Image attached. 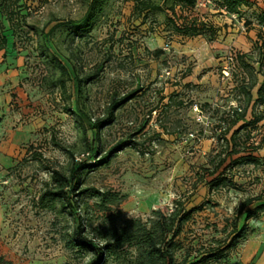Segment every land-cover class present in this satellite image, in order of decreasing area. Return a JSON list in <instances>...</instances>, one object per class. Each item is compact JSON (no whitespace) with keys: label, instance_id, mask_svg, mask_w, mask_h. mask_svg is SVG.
I'll list each match as a JSON object with an SVG mask.
<instances>
[{"label":"rangeland","instance_id":"rangeland-1","mask_svg":"<svg viewBox=\"0 0 264 264\" xmlns=\"http://www.w3.org/2000/svg\"><path fill=\"white\" fill-rule=\"evenodd\" d=\"M252 1L255 6L246 14L254 19L262 8ZM87 2L20 0L26 23L14 33L2 17L8 43L0 51V264H64L73 257L66 247L71 216L60 205L44 208L39 199L51 187V172L67 169L71 152L80 160L90 157L83 155L90 135L66 110L71 81L65 94L51 84L58 71L40 55L41 44L31 28L42 29L51 21L48 31L59 21L78 20ZM132 7L131 2L112 0L82 35L58 29L50 38L49 55L60 59L71 74L72 62L81 76L100 71L97 79L84 84L82 104L94 119L103 116L114 94L122 95L138 83L143 86L144 91L117 112L116 121L101 131L93 156L101 157L129 135L139 147L126 148L108 165L85 175L84 187L119 193L124 198L117 209L123 217L143 221L156 209L170 213L176 200L185 201L188 208L206 201V209L193 216L180 236L184 249H193L195 255L220 245L245 199L264 196V168L253 165L227 171L234 186L208 190L202 182L194 188L223 148L221 119L237 106L234 87L241 77L238 65H230L229 54L252 53L257 37L244 27V18L219 12L211 0H200L192 15L216 27L215 36L174 33L171 19H183L170 12L134 18ZM156 49L163 54L157 56ZM263 80L259 76V83ZM253 115L264 117V104L251 106L247 118ZM247 131L250 138L243 142ZM240 135L249 153L264 139V120ZM254 154L264 156V144ZM245 217L246 212L239 227ZM262 218L264 214L248 222V238ZM243 244L219 264L236 262Z\"/></svg>","mask_w":264,"mask_h":264},{"label":"trees","instance_id":"trees-1","mask_svg":"<svg viewBox=\"0 0 264 264\" xmlns=\"http://www.w3.org/2000/svg\"><path fill=\"white\" fill-rule=\"evenodd\" d=\"M43 3L44 0H39ZM112 0H88L87 9L82 18L73 21H59L48 31H45L51 21L42 29L31 28L41 44L40 55L58 71L51 84L59 87L61 93L67 90V81H71L73 90L69 93L71 103L66 110L69 114L78 118L85 135H90L83 155L90 157L78 159L71 152V159L66 170H53L51 172V187L40 197L39 202L44 208L54 209L58 205L62 211H66L73 220L72 231L67 239L66 247L73 257L64 264H208L221 263L231 250H235L241 242L245 243L249 238L248 222L257 219L264 214V196L258 195L245 199L237 211L236 222L233 229L219 242V246L212 249H204L203 252L193 254V249H184L180 236L185 226L193 219V216L206 209L207 202L188 208L185 201H174V208L170 213H164L160 209L153 210L151 216L143 221L140 218L123 217L117 207L124 197L114 191H103L95 187H84V177L97 168L108 165L111 160L126 148L137 149L140 145L133 136L129 135L118 140L101 157L96 158L97 143L101 131L116 121L117 112L129 102L137 98L144 88L140 83L137 87L122 94H114L103 114L93 118L82 104L84 84H88L99 77L100 71L80 75L79 68L72 62V74L69 68L56 56L49 55L50 38L58 29L75 31L77 35L89 32L92 26L100 20L106 8ZM131 2L132 16L144 17L151 12H170L179 19H174L172 29L174 33L199 36L209 32L215 36L217 28L203 21L199 22L198 15H192L200 0H125ZM215 8L229 16L236 15L243 19V25L248 31H254L257 39L252 41V53L234 52L229 54L230 65L237 64L240 72V80L234 87L237 93V106L221 119L223 126L220 140L224 142L222 150L216 155V160L211 167L203 169L204 173L198 177L194 184L205 182L208 190L220 189L226 186H234L233 181L226 175L233 166L253 165L254 168H264V156H257L254 152L262 149L264 139L258 145L249 147L251 151L246 153L247 143H240L243 130L259 124L264 120L263 115H253L248 119L247 115L251 106L264 104V80L259 83V76L264 77V10H260L251 18L247 15L255 5L252 0H211ZM20 0H0V51L4 50L8 43V37L4 34L2 17H5L13 30L26 23V16H21ZM179 11V12H178ZM213 38V37H212ZM258 59H254V53ZM157 56L163 54L162 49H156ZM259 65V68L255 67ZM72 76H71V75ZM47 79V78H46ZM256 90V97L253 90ZM247 131L246 142L250 138ZM93 158V159H89ZM229 164H226L227 161ZM207 177H212L206 181ZM255 205L253 208L251 206ZM250 208V209H249ZM248 209V210H247ZM246 212L242 227L238 222ZM253 231V229L251 230ZM196 252V251H195ZM88 261L83 262L85 258Z\"/></svg>","mask_w":264,"mask_h":264},{"label":"crops","instance_id":"crops-1","mask_svg":"<svg viewBox=\"0 0 264 264\" xmlns=\"http://www.w3.org/2000/svg\"><path fill=\"white\" fill-rule=\"evenodd\" d=\"M257 4L264 10V0H256ZM262 218L261 220H263ZM250 247L248 254L247 250ZM247 255V262L244 263V257ZM236 262L231 264H264V222L255 229L252 236L242 245Z\"/></svg>","mask_w":264,"mask_h":264},{"label":"built area","instance_id":"built-area-1","mask_svg":"<svg viewBox=\"0 0 264 264\" xmlns=\"http://www.w3.org/2000/svg\"><path fill=\"white\" fill-rule=\"evenodd\" d=\"M229 69V68H228Z\"/></svg>","mask_w":264,"mask_h":264}]
</instances>
